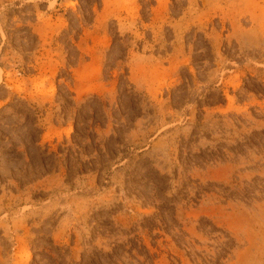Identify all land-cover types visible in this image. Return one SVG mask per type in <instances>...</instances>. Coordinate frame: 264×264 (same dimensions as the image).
Listing matches in <instances>:
<instances>
[{"label":"rangeland","instance_id":"1","mask_svg":"<svg viewBox=\"0 0 264 264\" xmlns=\"http://www.w3.org/2000/svg\"><path fill=\"white\" fill-rule=\"evenodd\" d=\"M159 1L0 0V264H264V0Z\"/></svg>","mask_w":264,"mask_h":264},{"label":"crops","instance_id":"2","mask_svg":"<svg viewBox=\"0 0 264 264\" xmlns=\"http://www.w3.org/2000/svg\"><path fill=\"white\" fill-rule=\"evenodd\" d=\"M150 1L152 2V4L148 7L147 14L142 15L140 13V10L133 11L131 15L126 13L124 14V23L126 27H128V29L126 30H130L131 32H133V27H135V29L140 33H145L146 31H149V34L151 36V45H154L155 43L157 45H162L164 43L163 34L165 33V30L169 28L173 33V49L174 52H176V22L178 21V18H176V7L173 9L169 7L165 8L164 4L159 0ZM129 5L134 8V1L129 2ZM33 6L34 8L36 7L35 4ZM77 8L78 5L72 8L70 6L60 5L59 2L53 8H48L47 2H44L42 3L41 8L39 7L38 10H34L35 14L37 12H41L43 18L39 20L36 16H34L33 21L30 23V26L37 31V37L39 39L38 42L41 43V45L43 44V46H41L40 48H45L44 50L42 49L41 51H39L38 54L35 55L36 61L41 59L38 62L39 65L47 63V58L51 56L48 55V53L46 52H48V49H51V51H53L51 47L53 39H55L53 32L61 31L63 29V25L59 21V19L64 17V13L66 11L76 12ZM129 25H131L132 27L129 28ZM95 36H92V38H94ZM126 49L128 52H132V50H128V48ZM137 53L141 55L146 53L152 54V49L149 47L148 51H145L143 47V49L137 51ZM45 68L46 66L43 67V69ZM37 74V72L34 73V76H36ZM29 90L32 94L33 90L31 87ZM7 92L9 93V90ZM12 94L16 95L17 93L12 91ZM22 94H24V92Z\"/></svg>","mask_w":264,"mask_h":264}]
</instances>
